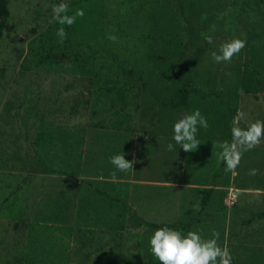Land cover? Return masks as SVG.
Wrapping results in <instances>:
<instances>
[{"label":"rangeland","instance_id":"1","mask_svg":"<svg viewBox=\"0 0 264 264\" xmlns=\"http://www.w3.org/2000/svg\"><path fill=\"white\" fill-rule=\"evenodd\" d=\"M61 2L69 15L78 8L85 15L71 27L53 22ZM8 3L0 43V264H160L148 224L205 239L217 230L232 264H264V141L234 174L214 147L231 141V110L245 113L241 127L264 120V0ZM235 37L246 47L231 62H214L211 52ZM182 87L206 97L191 93L186 105L168 106ZM195 109L209 127L185 152L173 125ZM113 146L136 161L133 170L110 163ZM119 183L124 193L112 185ZM58 210L63 222L53 220Z\"/></svg>","mask_w":264,"mask_h":264},{"label":"clouds","instance_id":"2","mask_svg":"<svg viewBox=\"0 0 264 264\" xmlns=\"http://www.w3.org/2000/svg\"><path fill=\"white\" fill-rule=\"evenodd\" d=\"M53 22L60 25L71 27L75 24L77 17L82 18L85 12L82 8L75 10L74 14L69 15V5L61 2L53 5ZM57 37L63 42L67 38L64 27L56 31ZM108 39L117 41L115 35H109ZM208 44L213 43L211 35L205 36ZM246 39L235 37L222 43L219 48L211 52V57L216 63L231 62L235 55H238L245 47ZM240 95H244V90H238ZM245 120V113L237 111L232 119L231 141L224 140L218 142L214 147L219 148L218 158L225 165V172L235 173L241 163L245 152L259 146L264 141V120H255L246 123L241 127V122ZM209 127L207 118L202 115L199 109L182 115L173 125L172 139L180 145L185 152L197 149L200 141L197 139L199 128ZM168 151L174 150V145H167ZM110 163L121 172L133 170L135 160L129 161L125 155L117 154L110 158ZM256 169L249 170L250 175L257 174ZM113 178L116 173L113 172ZM220 232L213 230L211 238H203L199 231H188L183 233L181 230L173 229L168 226L157 228L150 238V250L160 264H232V254L229 248L221 246L219 243Z\"/></svg>","mask_w":264,"mask_h":264},{"label":"trees","instance_id":"3","mask_svg":"<svg viewBox=\"0 0 264 264\" xmlns=\"http://www.w3.org/2000/svg\"><path fill=\"white\" fill-rule=\"evenodd\" d=\"M8 4H9L8 0H0V15L3 18V22L0 23V43H1V40L3 38L4 29H5V23H6L7 19H8V17H9ZM191 93H194V94H197V95H200V96H205V94H203V92H201L200 90L187 89L185 87H182L181 88V92H180V97H179L178 101L177 102H170L167 105L172 107V108H177V107L186 105L187 102H188L189 95ZM231 111L233 112V114H236V112L234 110H231ZM123 120L124 119H122L121 121L117 122V126L118 127L123 125ZM111 150H112L113 156L117 155V154H122V155H125V158L127 160H129V157L125 153H122L121 150H118L116 147L113 146L111 148ZM112 185L114 187L118 188L121 193H124L126 191V187H127L126 183H119V184H112ZM52 215H53V220L54 221H59V222H63L64 221L63 218H64L65 214L63 212H61L60 210H58L57 212H54ZM135 217L139 220V218L137 216H135ZM148 225L151 226L154 229H157V228H160V227H163V226H168V227L173 228V229H177L178 228L174 224L173 225H168V224H162V225H159V224H148Z\"/></svg>","mask_w":264,"mask_h":264}]
</instances>
